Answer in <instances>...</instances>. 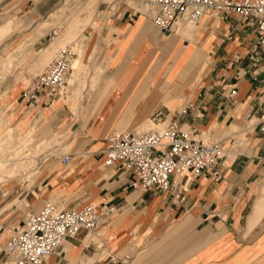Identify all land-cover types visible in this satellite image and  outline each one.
Here are the masks:
<instances>
[{
  "label": "crops",
  "instance_id": "1",
  "mask_svg": "<svg viewBox=\"0 0 264 264\" xmlns=\"http://www.w3.org/2000/svg\"><path fill=\"white\" fill-rule=\"evenodd\" d=\"M57 4L0 0V13L35 10L44 15ZM89 20L87 16L69 21L56 41L31 61L34 69L74 41ZM131 20L128 9L114 17L117 56L114 66L97 73L95 88L86 90L94 96L91 104L80 105L82 78L69 80L77 93L72 109L77 114L86 110L83 119L76 120L59 100L31 102L24 90L18 93V118L33 121L44 116V129L62 135L63 146L70 147L37 157L41 170L31 186L22 188L18 202L0 199V264H14L5 252L7 240L27 212H40L46 201L65 209L92 203L114 211L96 230L83 229L66 239L60 255L53 254L44 264H264V136L259 128L264 116V62L256 68L252 58L255 27L222 12L205 14L196 22H177L166 33L154 23L153 14L141 13L136 22ZM16 25L5 17L0 42ZM44 26H38L36 34ZM84 59L94 64L95 72L98 63L105 62L97 56ZM82 63L76 58L74 69ZM232 88L238 90L233 98ZM157 112L177 120L184 130L197 129L203 139L222 144L219 179L211 172L195 176L191 170L174 175L183 202L157 188L140 190L132 184L131 171L105 164L109 137L148 127ZM66 156L71 157L68 163Z\"/></svg>",
  "mask_w": 264,
  "mask_h": 264
},
{
  "label": "built area",
  "instance_id": "2",
  "mask_svg": "<svg viewBox=\"0 0 264 264\" xmlns=\"http://www.w3.org/2000/svg\"><path fill=\"white\" fill-rule=\"evenodd\" d=\"M153 20L163 33L181 21L200 20L205 14L232 13L255 27L257 43L252 56L258 68L264 62V0H149ZM59 30L54 28L49 37L55 39ZM74 52L65 47L46 68L33 76L23 91L31 102L44 100L51 104L68 84L73 70ZM257 80V77H254ZM232 88L229 97L237 96ZM264 99V93L262 94ZM261 105V102H259ZM183 112H186L183 110ZM252 117V114L249 115ZM147 130L115 132L109 137L106 149L107 166L121 165L131 171L133 186L140 190L157 188L174 194L180 202L185 201L182 188L173 179L177 173L191 170L195 176L208 172L220 178V160L223 148L220 141L203 139L197 129L184 130L177 120L167 119L157 112L149 119ZM264 136V116L259 124ZM70 162L71 157L63 159ZM114 211L101 210L95 204L79 208H61L46 201L40 212L27 213L21 226L16 227L5 244V252L14 264H44L53 254L60 255L63 242L74 237L80 230H96L107 214ZM126 261V260H124Z\"/></svg>",
  "mask_w": 264,
  "mask_h": 264
},
{
  "label": "rangeland",
  "instance_id": "3",
  "mask_svg": "<svg viewBox=\"0 0 264 264\" xmlns=\"http://www.w3.org/2000/svg\"><path fill=\"white\" fill-rule=\"evenodd\" d=\"M56 1L58 4L44 15H39L35 10H31L28 14L25 12L17 14L6 9L0 13V23L5 20V17H10L13 22L18 23L13 28V32L11 31L0 42V61H3L0 62V179L2 180L0 181V199L6 202L13 199H17L18 202L22 198L20 196L22 188L29 187L35 182L41 170V162L37 159L41 153L65 152L70 147L68 143L63 146L62 135H58L56 131L49 133L46 128L44 129V116L33 121L31 118H18L21 101L18 93L27 88L31 79L30 75L42 72L61 48L70 47L74 52L73 62L76 58H81L83 61L78 69L72 70L69 80L76 76L84 81V86L79 93V101L81 107H85L93 102L92 91L86 90L95 88L98 82L95 77L97 73H102L107 70V67L114 66L113 61L117 56L113 43L117 39L113 24L114 17L118 16L121 10L128 9V12L133 13V20H131L133 23L137 21L141 13H147L150 16L153 14L149 0ZM91 1L93 2L90 9L88 4ZM100 5V13H98L97 7ZM87 16L90 18L88 24L86 23L87 25L78 31L74 41H69L66 46L64 44L56 49L43 67L34 69L31 61H34L37 55L41 56L45 47L57 39L49 37L50 31L57 28L62 33L69 21L78 17L84 19ZM44 23L46 26L42 32L36 34V28ZM185 23L187 22H182V24ZM186 25L194 26L193 22H188ZM9 56L13 58L11 63L5 61ZM89 56H97L105 61L98 63L100 66L98 71H93L94 64L87 63L84 59ZM31 66L32 69H30ZM70 82L55 99L75 113L73 115L76 116V120L80 117L83 119L82 117L86 116V110L81 109L77 114L72 109L73 98L77 96V93L74 89H70ZM147 123L148 127L142 130L150 127L149 121Z\"/></svg>",
  "mask_w": 264,
  "mask_h": 264
},
{
  "label": "bare ground",
  "instance_id": "4",
  "mask_svg": "<svg viewBox=\"0 0 264 264\" xmlns=\"http://www.w3.org/2000/svg\"><path fill=\"white\" fill-rule=\"evenodd\" d=\"M154 23H155V22H154ZM179 23H180V21H179ZM179 23H178V24H179ZM178 24H177V25H178ZM177 25H174V26H177ZM174 28H175V27H174ZM159 29H160V28H159ZM59 33H60V31H59ZM58 35H59V34H58ZM56 38H57V37H56ZM62 49H63V48H62ZM60 50H61V49H60ZM58 52H59V51H58ZM58 52H57V53H58ZM56 55H57V54H56ZM55 57H56V56H55ZM55 57H54V58H55ZM54 58H53V59H54ZM51 61H52V60H51ZM73 63H74V62H73ZM73 69H74V67H73ZM72 72H73V71H72ZM71 74H72V73H71ZM70 76H71V75H70ZM69 78H70V77H69ZM68 83H69V79H68ZM146 130H147V129H146ZM3 165H4V164H3ZM0 169H1V168H0ZM1 171H2V170H1ZM0 181H2V180L0 179Z\"/></svg>",
  "mask_w": 264,
  "mask_h": 264
}]
</instances>
